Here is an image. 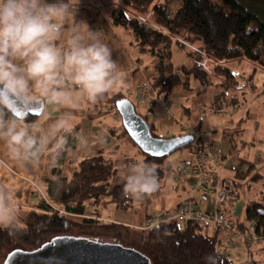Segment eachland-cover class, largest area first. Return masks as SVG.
Wrapping results in <instances>:
<instances>
[{
  "label": "crops",
  "instance_id": "obj_1",
  "mask_svg": "<svg viewBox=\"0 0 264 264\" xmlns=\"http://www.w3.org/2000/svg\"><path fill=\"white\" fill-rule=\"evenodd\" d=\"M120 4L121 0H81L80 5L98 12L95 22L86 21L84 27H91L103 34L105 42L113 50L114 58L123 68L124 79L120 86L108 93V96L116 92H125L128 98L134 102L137 110L147 117L149 124L163 137L185 133L194 134L195 140L197 133L199 137L195 143L183 147L178 158L165 159L162 162L161 166L165 171L159 177L160 188L157 192L141 200L133 199L134 206L132 208L120 209L104 198L102 199L106 201L104 203L87 201L84 214H69L68 216L80 222L93 220L98 223H118L136 228L146 223L149 214L173 209L191 195L197 198L202 208L213 210L216 206L215 202L195 189V182L187 176L186 167L191 161L195 144L214 141L224 154V165L221 167L222 177L230 181L234 187V193L231 196L221 197L220 205L222 208L238 213L241 218L243 209L245 207L247 209V206L253 201L246 203L241 200L240 191L245 187L248 177L254 175L253 179L256 180L261 176L260 172L264 171V169L260 170V166H256L257 161L262 159L261 153L259 152L260 155L258 153V157L256 153L253 154L256 140L264 147V130L261 129L259 139L253 136L251 145L245 151L242 149L243 146L241 147L236 142L243 138V133L247 127L250 128V123L254 124L255 129L258 130L264 115V109L261 111L259 107H254L252 100L247 101L248 95L253 96L252 94L256 95L260 91L255 79L258 70L262 68L258 67L255 70L256 66L248 61L250 64H247L256 71L255 76L252 80L247 79L249 84H240L239 78H237L238 87L230 93L224 91L226 88L222 78L213 76L207 84L190 78V88H186L181 83L173 87L170 95L159 94L153 86V80L160 76V71L157 69L160 62L159 57L143 51L131 30L112 23L111 13ZM82 20L85 21L84 19L77 20L75 15L67 20L65 38L72 35L74 26L80 25ZM183 54L184 61L181 67L174 65L173 53L170 59H164L163 62L165 65L172 64L178 72L184 66L192 69V62L184 52ZM233 64L226 63L237 76L238 72L235 71L237 66ZM235 65L242 66L244 64L241 61H236ZM185 79L186 77H183V80ZM138 83L147 84L149 90L150 98L145 105L139 103L138 92L135 90ZM68 87L71 89L70 84ZM234 93L241 97L239 103H236ZM261 95L264 96V90ZM40 97L45 99V110L36 121H2L0 119V122L5 125L11 123L18 128L27 129L31 137L38 135L42 142L38 159H28L26 150L19 148L17 154L8 137L0 131V203L6 207L9 208L13 204V207L24 208L23 205L16 203L15 196L19 195L20 199L28 203L36 200L30 183L41 182L46 194V179H57L60 176L71 178L80 160L98 154H103L118 168L117 175L111 181L112 187L123 183L122 177L129 164L145 161L144 153L124 131L120 114L107 110L111 106L106 101L107 97L105 100L98 99L93 103L76 90L72 92L70 101L55 103L46 99L38 89H34L32 99ZM256 97L257 95L254 96V99H257ZM73 136H77L78 145L66 149L63 163L58 164L55 156L49 157V154L58 147L67 146ZM236 163H239L238 169ZM240 166L247 167L248 170L244 171ZM54 167L57 172H53ZM169 178L170 180L167 181ZM168 182L171 189L167 186ZM38 203L34 202L32 208H37ZM240 222L246 231L249 221L243 223L241 219ZM216 232L218 230L215 227L203 229V233L206 235H213ZM232 249L238 250L234 252ZM232 249H229L228 253L233 260L242 261L243 256L246 254L249 256L251 251L253 257L264 264L263 241L254 244L252 250L247 245Z\"/></svg>",
  "mask_w": 264,
  "mask_h": 264
},
{
  "label": "trees",
  "instance_id": "obj_2",
  "mask_svg": "<svg viewBox=\"0 0 264 264\" xmlns=\"http://www.w3.org/2000/svg\"><path fill=\"white\" fill-rule=\"evenodd\" d=\"M179 1L178 6L174 7L173 0H121L122 3L111 13L114 25L131 30L143 51L159 57L157 69L160 76L153 80V86L159 94L168 96L173 87L181 83L190 88V78L207 84L213 76L222 78L226 93L233 92L238 87V76L226 65L228 61L247 60L256 66L255 70L258 67L264 70L262 0ZM97 15L98 12L93 9L80 6L75 17L92 23ZM174 45L192 62V69L184 66L178 72L172 64H164V59L172 57ZM255 74L256 71L252 72L249 79L252 80ZM183 77L186 79L183 80ZM125 97L128 98V95L121 91L111 96L107 94L99 100L106 99L118 113L116 102ZM38 118L30 116L22 121L33 122ZM144 118L147 120L146 116ZM0 119L19 120L5 110H0ZM150 127L155 136H161L151 124ZM124 131L127 132L125 128ZM33 138L37 143L32 150H26V157L37 160L42 142L38 135ZM77 145V136H73L67 146L58 147L49 157L55 156L56 162L61 164L65 160L66 149ZM144 155V162L155 165L161 177L165 171L161 165L167 157ZM53 172H57L55 167ZM117 173L118 168L113 161L98 154L80 160L71 178L60 176L46 179V195L55 204L45 201L38 203L37 208L24 209L26 216L19 227H0V255L7 252V257L17 248L37 249L62 235H92L98 238L127 232L145 243L148 254L137 247L131 248L150 258L151 264H261L251 251L247 261L235 262L229 256L228 247L218 238V232L206 235L203 228L190 222L181 225L172 221L144 232L118 223H98L93 220L80 222L60 213L59 210L63 209L70 214H84L87 201L104 203V198L120 209L132 208L134 200L123 195V183L111 186ZM247 220H256V233L264 237V196L262 200L253 201L247 206ZM240 230L245 231L242 223Z\"/></svg>",
  "mask_w": 264,
  "mask_h": 264
},
{
  "label": "clouds",
  "instance_id": "obj_3",
  "mask_svg": "<svg viewBox=\"0 0 264 264\" xmlns=\"http://www.w3.org/2000/svg\"><path fill=\"white\" fill-rule=\"evenodd\" d=\"M80 5L81 0H0V110L15 116L34 89L55 103L70 101L76 90L95 103L120 86L123 68L101 32L82 20L65 38V23ZM0 131L17 154L37 143L15 124L0 122ZM122 180L127 198L141 200L160 188L156 166L144 161L129 164ZM20 224L19 214L0 203V227Z\"/></svg>",
  "mask_w": 264,
  "mask_h": 264
},
{
  "label": "water",
  "instance_id": "obj_4",
  "mask_svg": "<svg viewBox=\"0 0 264 264\" xmlns=\"http://www.w3.org/2000/svg\"><path fill=\"white\" fill-rule=\"evenodd\" d=\"M116 108L131 140L145 154L165 158L195 141L192 133L172 137L155 136L149 122L138 113L130 98L116 102ZM45 110V99L23 101L14 116L23 120L40 117ZM4 264H151L150 258L138 250L118 243L88 236H57L33 250L17 248L6 257Z\"/></svg>",
  "mask_w": 264,
  "mask_h": 264
},
{
  "label": "built area",
  "instance_id": "obj_5",
  "mask_svg": "<svg viewBox=\"0 0 264 264\" xmlns=\"http://www.w3.org/2000/svg\"><path fill=\"white\" fill-rule=\"evenodd\" d=\"M135 90L138 92L139 103L145 105L150 98L147 84L138 83ZM223 165L224 154L217 143L209 141L195 144L191 161L186 167V174L194 180L196 190L215 202V208L213 210L202 209L198 200L191 196L182 200L173 209L149 214L146 223L137 228L147 232L172 221H177L181 225L190 222L200 228L215 227L218 230V238L230 248L243 245L250 248L253 244L261 243L264 237L256 233V220L250 221L246 226V231L242 232L239 214L222 208L220 205L222 196H231L234 193L232 183L222 177L221 167ZM59 211L61 214H70L63 209Z\"/></svg>",
  "mask_w": 264,
  "mask_h": 264
},
{
  "label": "rangeland",
  "instance_id": "obj_6",
  "mask_svg": "<svg viewBox=\"0 0 264 264\" xmlns=\"http://www.w3.org/2000/svg\"><path fill=\"white\" fill-rule=\"evenodd\" d=\"M50 1L51 2H54V0H50ZM173 1H174L173 2L174 7H177L178 6V3H180L179 0H173ZM262 3L264 4V0H262ZM172 53H173V62H174V65L176 67H181L183 65V61H184V54H183V52L176 45H174L172 47ZM225 63H228V65L230 63H234L233 65L234 66H237V68L235 69V71L238 72L237 73V76L239 78V83L240 84L241 83L242 84H247V83L249 84L250 83L247 79H249L248 78L249 74H251L252 72H254V70H253L252 66L249 65L250 63L247 60H242L241 61V63L244 64L242 66L241 65H235L236 64V61H228V62H225ZM247 63H249V64H247ZM255 80H257L256 82H257V84L260 87V91L257 92V94H256L257 95V97H256L257 99H254V96H256V95H254V94L251 93L253 96H249L248 95L247 96V99H248L247 101L252 100L253 101V104H254V107H259L261 109V111H262L264 109V96L261 95L263 93V90H264V71H263V69H259L258 70V72L256 74V79ZM234 94H235V97L234 96L233 97H234L236 103H239L241 97L237 93H234ZM107 110L109 112L115 113V111L113 110V108L111 106H109ZM249 126H250V128L247 127V130L243 133V138H241V140H237L236 141L237 143L240 144L241 147L243 146L242 149L244 151L247 148H249V146L251 145L250 142H252L253 136H256L258 139L261 137L260 136V134H261L260 131H261V129L264 130V115L261 118V123H260V126H259L258 130H256L257 128L255 129L254 124H251L250 123ZM252 126H253V128H251ZM254 131H255V133H254ZM196 136H197V139L194 141V143L198 140L199 134L197 133ZM255 144H256V146H255L256 148H253V151H254L253 154L256 153V155L258 157V153L260 152L261 155H262V159L260 158V160L257 161L256 166L257 167L260 166L261 167L260 170H262V169H264V147L262 145H260L259 144V141H257V140L255 141ZM181 150H182V148L179 149V150H177L176 152L172 153L170 156H168L166 158V160H173L175 158H178L181 155ZM260 153H259V155H260ZM236 164L238 166L237 167V169H238L239 168V163H236ZM241 169L244 170V171H247L248 170V168L247 167H244V166L241 167ZM260 173H261V176L258 179H256V180L253 179L254 175H252L251 177H248L246 179V181H245V187H243V189L240 191V194H239L241 196V200H243L244 202L247 203L248 201H257L258 199H261L262 200V198L264 196V171L263 172H260ZM169 180H170V178L167 181H169ZM30 185H31V189L33 188L32 190H33V194H35L36 200H32L31 201L32 203H28L27 201H25L23 199H20L19 198V195H16L15 196V200H16V203H19L18 205H21V206L23 205V207L26 208L25 210H29L30 208H32L34 202H39V203L44 202V201L45 202H51L49 200V198L47 197V195L45 194V192H44V190H43V188L41 186V182L38 181V183L37 182L30 183ZM167 186L168 187L170 186L169 185V182L167 183ZM169 188L171 189V187H169ZM191 196H193V195H191ZM191 196H188V197H191ZM51 203L52 204H55L53 202H51ZM9 208L13 209L16 213L19 214L20 222L23 223L22 218L26 216V213L24 211V208H21L20 206L13 207V204ZM202 209H204V208H202ZM241 219H242L243 223H247V209H246V207L243 209V211L241 213L240 220ZM248 224H249V222H248ZM137 227H136V230L137 231H140ZM203 229L205 230L207 228H203ZM88 236L91 237V238H96V236H92V235H88ZM98 239H100L102 241H106V242L122 244L124 246L137 247V248L141 249V251H143L144 253H147L148 254V252L146 250L145 243H143L142 241L140 242L139 241V238L137 236H133V235L130 236V235H128L127 232L121 233V234L115 235V236H100V237H98ZM253 246H254V244H253ZM253 246L250 247V250H252ZM228 249H232V248L228 247ZM232 250L234 252H236L238 249H232ZM6 255H7V252L2 253L0 255V264H3L4 263L5 258H6ZM248 257L249 256L246 254V256L245 255L243 256V260L242 261L241 260H239V261L234 260V261L237 262V263H239V262H245V261L248 260Z\"/></svg>",
  "mask_w": 264,
  "mask_h": 264
}]
</instances>
